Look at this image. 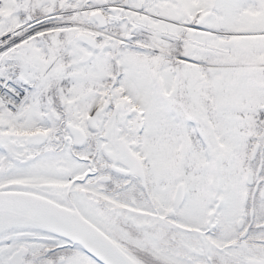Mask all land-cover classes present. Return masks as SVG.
I'll return each instance as SVG.
<instances>
[{
    "label": "snow or ice",
    "instance_id": "6c2138e0",
    "mask_svg": "<svg viewBox=\"0 0 264 264\" xmlns=\"http://www.w3.org/2000/svg\"><path fill=\"white\" fill-rule=\"evenodd\" d=\"M0 264H264V0H0Z\"/></svg>",
    "mask_w": 264,
    "mask_h": 264
}]
</instances>
